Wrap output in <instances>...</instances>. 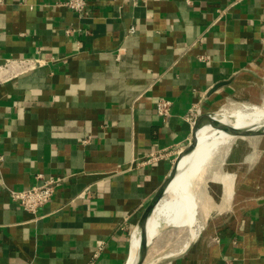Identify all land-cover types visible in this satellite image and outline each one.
<instances>
[{
    "label": "crops",
    "instance_id": "0c3cea01",
    "mask_svg": "<svg viewBox=\"0 0 264 264\" xmlns=\"http://www.w3.org/2000/svg\"><path fill=\"white\" fill-rule=\"evenodd\" d=\"M66 1L0 5V264H126L199 107L264 105V0ZM23 57L46 65L7 64ZM222 153L193 185L200 231L165 264H264V135ZM39 173L64 180L35 214L10 189Z\"/></svg>",
    "mask_w": 264,
    "mask_h": 264
},
{
    "label": "bare ground",
    "instance_id": "6f19581e",
    "mask_svg": "<svg viewBox=\"0 0 264 264\" xmlns=\"http://www.w3.org/2000/svg\"><path fill=\"white\" fill-rule=\"evenodd\" d=\"M258 106L254 105L246 109H233L230 111L234 117L233 120H230L227 115L218 117L216 113H213V115L205 113V115L200 117L199 121H195L193 133L196 135V146L190 151L182 150L179 153L181 155L176 158L173 168L167 177L169 181L163 190L162 199L146 219L142 223L139 221L135 228L140 231V234L134 239L132 238L133 241L131 242L126 264H139L143 252V234L145 233V236H147L148 248L149 244L154 242L161 233L163 224L173 228H189V241L185 242L183 247L186 246L182 251L188 248L191 240L198 234L201 227L198 224L199 200L193 188L194 182L201 179L202 173L206 170L207 165L215 156L219 147L229 145L235 137L255 136L233 135L223 129L224 125L240 130L264 127V108ZM214 164L216 163L214 162ZM147 256L148 251L143 263Z\"/></svg>",
    "mask_w": 264,
    "mask_h": 264
},
{
    "label": "built area",
    "instance_id": "2783aa9c",
    "mask_svg": "<svg viewBox=\"0 0 264 264\" xmlns=\"http://www.w3.org/2000/svg\"><path fill=\"white\" fill-rule=\"evenodd\" d=\"M2 3L3 0H0V5ZM65 5L76 14L80 15L83 14L87 8V0H67ZM135 31L136 28L132 26L130 32ZM7 64H17L22 70L28 71L46 65V61L39 57H23L8 60ZM171 104L172 102L170 100L160 98L157 104L158 114L162 117L169 116ZM36 179L37 182L30 188L20 190L10 189L11 198L19 202L24 210L35 214L51 200L56 188L62 184L64 177L51 176L48 178L43 173H39L36 175Z\"/></svg>",
    "mask_w": 264,
    "mask_h": 264
},
{
    "label": "rangeland",
    "instance_id": "374dc122",
    "mask_svg": "<svg viewBox=\"0 0 264 264\" xmlns=\"http://www.w3.org/2000/svg\"><path fill=\"white\" fill-rule=\"evenodd\" d=\"M254 105L258 106L257 104H245V103H241V102L240 103L239 102L238 103L237 102H229V103H226V105L222 106L216 112V114L218 115V117H223V116L227 115L230 120H233L234 117L231 115L230 111H232L233 109H236V108L246 109L247 107L254 106ZM258 107L264 108V105H259ZM199 111L200 112L198 113V116H200L202 114H205V113L213 114V112H206L200 107H199ZM198 116L196 115V118ZM196 118H195V120H196ZM240 137L241 138H246V137H250V136H240ZM236 138L237 137H235L233 139L231 144L235 141ZM229 145L222 146L221 148L219 147V150L216 153L217 157L220 158L223 155L222 152L226 151L227 147ZM217 157H216V159H217ZM220 171H221V165L217 164V165H215V167L213 169H211L209 171V173L212 175L215 172L219 173ZM215 175L219 176V174H215ZM203 184H204L203 188H205V187L210 188L212 185H213L214 188L218 186L216 181H214V182H210V181L206 182L205 181ZM201 198H203V200H204V198L206 199V198H209V197H204L203 196ZM215 199H216V201L220 202V198H216L215 197ZM202 213H203L202 212V208L200 207V213L198 215V224H199V226H201V224H202V220H201L202 219L201 216H203ZM135 230L136 231L134 233L133 239L138 234H140L139 230H137V229H135ZM189 235H190L189 228H184V229L183 228H173V227H168L165 224H163V226L161 228V233L159 234V237L154 242L149 244V246L147 248L148 256H147V258H146V260H145V262L143 264H165L167 262V260H169V258H171L172 256H174V255H176V254H178L180 252V250L182 249V247L185 244V242L189 241Z\"/></svg>",
    "mask_w": 264,
    "mask_h": 264
},
{
    "label": "water",
    "instance_id": "95a60500",
    "mask_svg": "<svg viewBox=\"0 0 264 264\" xmlns=\"http://www.w3.org/2000/svg\"><path fill=\"white\" fill-rule=\"evenodd\" d=\"M224 82L222 83H218L216 84L212 91L216 90L217 88H219L221 85H223ZM205 115V114H202ZM198 116L196 118L195 121H199L200 117L202 116ZM207 115V114H206ZM208 115H213V114H208ZM223 129L225 131H228L230 133H232L233 135H264V127L260 128V129H247V130H240V129H236L235 127H231L228 125H224ZM196 146V135L195 133H193L192 135V140L189 143V145L185 148L186 150L190 151L191 149H193ZM181 154H179L177 156V158L180 156ZM169 179L167 178L164 183L162 184V186L160 187V189L158 190V192L155 194V196L152 198L151 202L149 203V205L147 206V208L145 209V211L143 212L141 219H140V223L143 222V220L146 219V217L152 212V210L154 209V207L159 203V201L162 199L163 197V190L165 188V186L167 185ZM142 240H143V252H142V257L140 259L139 264L143 263V260L146 256L147 253V236H145V233L142 236Z\"/></svg>",
    "mask_w": 264,
    "mask_h": 264
}]
</instances>
